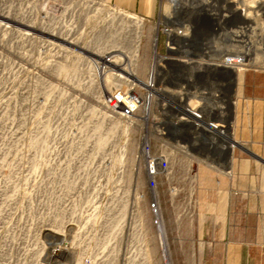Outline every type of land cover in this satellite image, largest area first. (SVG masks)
Masks as SVG:
<instances>
[{
    "label": "rangeland",
    "instance_id": "obj_1",
    "mask_svg": "<svg viewBox=\"0 0 264 264\" xmlns=\"http://www.w3.org/2000/svg\"><path fill=\"white\" fill-rule=\"evenodd\" d=\"M65 1L0 0V264H197L198 203L190 199L194 183L186 178L196 164L178 156L174 179L159 180L155 198L141 158V144L148 143L146 116L141 124L134 118V124L106 108L104 96L122 89L121 76L115 72L114 84L104 86L93 56L137 49L135 84L147 89L150 73L152 80L165 83L167 72L159 65L164 59L153 62V50L157 46L164 53L161 32L167 25L162 18L168 0H157L152 18L120 10L111 0ZM233 2L241 10L249 5L253 12L247 23L231 16L217 22L195 19L191 12L194 30L189 34L215 42L219 38L218 48L236 52L242 47L236 41L229 46L226 35L241 26L235 39L254 45L248 51L250 61L259 57V62L235 69L243 73L264 68V14L258 8L264 0ZM132 16L142 23L138 44L131 42ZM217 24L227 28L225 45L222 35L205 31ZM246 24L255 28L245 31ZM168 67L170 82L160 86L169 87L165 93L170 96L179 82L194 93L209 83L220 88L226 81L204 72L188 85L175 74L178 66ZM159 92L152 89L151 97ZM145 97L140 102L147 115L151 109L145 113ZM210 142L214 148L216 143ZM194 189L197 193V180Z\"/></svg>",
    "mask_w": 264,
    "mask_h": 264
},
{
    "label": "bare ground",
    "instance_id": "obj_2",
    "mask_svg": "<svg viewBox=\"0 0 264 264\" xmlns=\"http://www.w3.org/2000/svg\"><path fill=\"white\" fill-rule=\"evenodd\" d=\"M200 1L202 2V0H168V3L165 4L163 8L164 17L162 18L164 24H166L167 26H164L165 28H163L162 31L164 33H168V37L170 39L171 38L174 39L177 45L178 43H181L183 47L181 50L174 49V48L172 49L170 47V52H168V54L166 55L164 53L159 52V49L156 46V52L155 50H153V62L157 60L156 63H159V60H163V59L165 60L166 58H168V62L166 63L167 66H170V65H173L176 67L178 66L177 67L178 70H176L175 74L178 76H182L183 79L185 77L184 81L188 85L192 83L193 75L194 77L197 78V77H200L202 73L204 72H207V73L213 72V75L210 74V76H213L212 77L213 79H216L217 78L216 76L218 75L222 77V79L223 77H226L225 83L220 88H216L214 87V85L209 83L207 87H203L200 90L196 88L197 90L194 93H192L188 91L189 90L188 88H186L185 86H182L181 82L176 83L177 81L176 82L174 81L176 84L173 88H176L177 90H173L172 91L173 96H170L167 93H165L170 88L166 86H160V83H162L163 85L169 84L170 76H168V71H166L167 73H165L167 74L166 76L167 78H165L166 80L165 83L162 80H160V83H159V81H157L158 79L152 80L153 74L150 73V77H149L147 76L148 75V72H147L145 80L147 77H149L148 79L150 80L146 84L147 92L145 94L146 97L144 96L146 98L145 101H146V107H147L145 110V113L149 109V107L151 110L148 112L147 115H144L145 104L140 102L142 106V110H143L142 115L141 116L136 115L132 117H129L125 113L120 111L122 108V105L126 104L127 106H129V108H132V111H134L138 105L137 103L134 102V100H131V101L130 100L128 101L127 99L124 100L123 97L121 96L122 94L119 93L122 89H118L117 92L115 93H109L110 92L109 91L106 94V96L109 94V97L111 98L110 104L107 102V100H105L106 98L104 96V105L106 106V108L111 113L115 114L119 118L125 119L134 124H135L134 118H139L138 121L141 124L143 123L142 116H146L145 117L146 119L145 128L147 130L148 143L144 145L141 144V150H142L141 158L143 160L147 179H149L150 176L152 175L151 169L155 167L156 171H158L159 174L163 175L164 178H167V180L172 181L175 176L173 167L177 162L176 158L178 156H183L185 160H187L188 163L193 166L194 164H196V162L199 159L204 158L205 153L207 154V152L211 150V148H213L212 146L213 143L210 142L211 140L214 141V143H216L214 144V148L220 151L221 155L219 156L221 157H218V158L221 161L223 160V162H225V159L224 158L222 159L224 150L226 148L228 149V148L233 147V145L235 144L233 142V137L231 136V133H230L231 126L229 127L230 115H231L230 114L231 113V103H232L231 97L233 94V87H234V84L236 83L237 76H239L240 74V72H238V70L235 69V67L239 66L238 64H242V63H247V64L257 63L259 62V59H258L259 57L253 61H250V57H249L250 54L248 53V51L250 50V47H253L254 45H251V43L246 42V40L241 41V40L235 39V37H238L236 30L239 28L241 31V28H242L241 26H237L234 30H228L229 31L227 32L228 35H226L227 28L219 26L218 24H217L218 27L216 28H213V27L211 28L209 26L205 28V31L212 30L213 33L218 34L219 37L222 35L221 37H223L224 42L223 41L222 42L224 43V45H225V42L228 43V41H230L229 46L230 45L233 46L232 42L236 41L239 43L238 47H242V49L236 52H227L229 50L227 48H225L224 50H222V48H218L219 46H221L220 44L221 41H219L221 39L219 38H218V41L215 42L214 41L215 38L212 39L213 37L211 38V40H205V39H201L199 36L195 37L193 34L192 35L189 34L190 32H192V30H194L193 24L190 23L191 20L189 19L193 18L191 15V12H193L192 14L195 13V19H197L199 16H202L204 19H211L217 22V21H221L224 18L228 19V17L231 16L233 18L235 17L243 18V19L245 18L246 20L245 22L247 23L250 18L249 14L250 12H253V11L249 10L250 7L247 4H246L245 9L241 10V8L238 5L233 4L234 3L233 0H205L203 5L197 7ZM219 2L223 3V5L221 6ZM225 3L228 6L226 8H224ZM89 4H92V2ZM240 4L244 6L245 1L244 3L240 2ZM254 4L255 3L253 2V5ZM258 6H259L258 8L264 14V4L259 3ZM116 8H119V7H116ZM255 13H258V12L255 11ZM137 16L140 17L141 15H137ZM129 22L133 23V26H134L133 35L130 34V36L132 35V39L130 37L131 42L138 44L137 42H140V36H139L138 30L140 29L142 23L140 20L138 21L135 18V16H132L131 18H129ZM80 25L82 26L83 24H80ZM158 27L159 25L157 24L155 29L157 30ZM248 27L252 29L255 28V27L254 28L251 27V25L250 26L247 25V27H245V31L246 30L249 31L248 29H246ZM224 35L228 36V41ZM156 40H158V37ZM128 44L130 43L128 42ZM72 46L74 45L72 44ZM76 47L78 50H81V48H79L78 46ZM128 48H130L129 45H128ZM121 50L122 49L112 50L110 54H106V55H96V54L93 55L96 58L95 62L97 63L99 77L101 78V80L104 83V86L106 87L107 86L111 87L112 84H114L112 82V79H113L112 75L116 74L115 72H118V71L120 72L119 75L121 76L120 80L121 79H131L135 83V80H136L135 78L136 72H135V66H134L135 54L133 53L137 52L136 51L137 49L136 50L134 49L133 53L128 52V50L127 51L125 50L124 52ZM133 61H134V64L132 65ZM164 63L165 61H162L161 63H159L160 67L164 68L163 66ZM231 65L233 66L231 67ZM242 65H240V67ZM201 68L203 70H201ZM120 80H118V82H121ZM208 86L210 88H208ZM152 89L155 91V93L156 91H160L159 92L160 95L159 94L153 95L152 93V97H151ZM190 96L197 97V99L199 100L194 99L196 103L195 102L192 103L191 101L192 98L189 99ZM157 106H158L159 111L155 113L156 112L155 107ZM212 109L214 112L211 111ZM164 110H168L166 114H163ZM211 112L214 114L213 116L211 115ZM163 126H166L164 130L161 129ZM141 129H143V127H141ZM155 130L159 132V137L155 135L156 133ZM143 131L144 130H142V132ZM175 139H177L176 144L173 142L175 141ZM151 140H155L159 143L157 142L153 143ZM152 148L153 149L156 148V149L153 150ZM159 149L161 150L156 151ZM218 150H216V152H218ZM154 156H157V157H154ZM154 158H157V160ZM159 158L166 159L168 163V166L166 168H163L161 165L156 164ZM186 178H188V180H190L192 184L193 183L195 184L197 180L196 169L195 171L194 169L191 170V172H189L186 175ZM194 184L191 187L190 199L193 200L192 201L193 204L197 205V201H196L197 193H196V190L194 189ZM150 189L154 191L153 195L155 196V198H158V193L156 191V188L150 187ZM160 231L162 232V229Z\"/></svg>",
    "mask_w": 264,
    "mask_h": 264
},
{
    "label": "crops",
    "instance_id": "obj_3",
    "mask_svg": "<svg viewBox=\"0 0 264 264\" xmlns=\"http://www.w3.org/2000/svg\"><path fill=\"white\" fill-rule=\"evenodd\" d=\"M111 2L146 18L158 6ZM240 74L229 122L235 145L224 150L225 162L215 148L196 162L197 264H264V68Z\"/></svg>",
    "mask_w": 264,
    "mask_h": 264
},
{
    "label": "built area",
    "instance_id": "obj_4",
    "mask_svg": "<svg viewBox=\"0 0 264 264\" xmlns=\"http://www.w3.org/2000/svg\"><path fill=\"white\" fill-rule=\"evenodd\" d=\"M59 16H63V18H65V15H59ZM58 16V17H59ZM156 22H154L155 24ZM161 34H163L165 40H164V54H168V52H170V47L173 49H178V50H181L182 49V44L181 43H178V45L176 44L175 40L174 39H170L168 37V33H164L163 31L161 32ZM159 47V46H158ZM163 54V55H164ZM165 63H164V69L166 71H169L171 72V70H168V66H167V62H168V58H166L165 60ZM194 78V75L193 77ZM120 87L122 88V90L119 92L121 93L122 97L124 100H134L135 103H137V107L135 108L134 111H132V108H129V106H127L126 104H123L122 105V108L120 111H122L123 113H125L127 116L129 117H132V116H136V114L139 112L140 108L142 107L141 104H140V100L145 96L146 94V87H141L137 84L134 83L133 80L131 79H123L122 82H120ZM105 100H107V102L110 104L111 101H110V97H109V94L107 96H105ZM168 110H164L163 111V114H166ZM213 111V109L211 110ZM214 112V111H213ZM211 115L213 116L214 114L211 112ZM211 116V117H212ZM166 128V126H163L161 129L164 130ZM157 129V128H156ZM160 129V130H161ZM175 144L177 142V139H175V141H173ZM151 146V145H150ZM153 149V148H152ZM156 148H154L153 150H155ZM161 149L159 150H156V151H160ZM154 157H157V156H154ZM157 160V158H154ZM156 164L158 165H161L163 168H166L168 166V163L166 161V159H158V161L156 162ZM158 171H156L155 167L151 169V176L150 178L148 179V185L151 187V188H157V190H159V180L161 179H164L167 183L169 182L167 180V178H164L163 175L159 174V172L157 173ZM158 180V182H157ZM150 207L153 209V210H156V203L155 202H150L149 203Z\"/></svg>",
    "mask_w": 264,
    "mask_h": 264
},
{
    "label": "water",
    "instance_id": "obj_5",
    "mask_svg": "<svg viewBox=\"0 0 264 264\" xmlns=\"http://www.w3.org/2000/svg\"><path fill=\"white\" fill-rule=\"evenodd\" d=\"M60 220L62 221V225H64L65 224V221H66V219L65 218H60Z\"/></svg>",
    "mask_w": 264,
    "mask_h": 264
}]
</instances>
